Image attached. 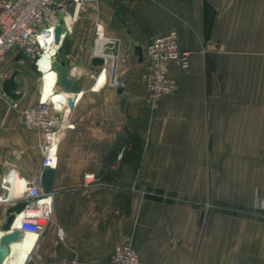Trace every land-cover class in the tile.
<instances>
[{
    "label": "crops",
    "instance_id": "0c3cea01",
    "mask_svg": "<svg viewBox=\"0 0 264 264\" xmlns=\"http://www.w3.org/2000/svg\"><path fill=\"white\" fill-rule=\"evenodd\" d=\"M61 20L53 61H64L75 100L49 165L51 219L29 250L34 262L103 264L129 239L145 264H264V0H87ZM99 22L121 39L120 53L177 29L189 67L170 64L176 92L154 107L134 53L118 67L122 91L109 85L92 63ZM49 65L17 50L1 63L7 77L19 71V87L12 99L0 79V226L40 179L46 154L12 101L43 95L67 107ZM87 172L99 181L86 182Z\"/></svg>",
    "mask_w": 264,
    "mask_h": 264
},
{
    "label": "built area",
    "instance_id": "2783aa9c",
    "mask_svg": "<svg viewBox=\"0 0 264 264\" xmlns=\"http://www.w3.org/2000/svg\"><path fill=\"white\" fill-rule=\"evenodd\" d=\"M85 1L87 0H70L66 3L62 0H0V79L7 78V74L1 70V63L11 50H17L19 55L34 59L40 65L42 57L47 55V49H54V54L47 55L51 65L59 50V43L55 42V28L60 23L59 16L65 13L71 4L78 6ZM120 46L119 37L109 36L102 22L96 24L93 54L105 60L100 67L104 71L105 81L114 88L124 86V78L118 72V67L126 66L133 53L131 46L120 53ZM142 49V64L145 66L142 80L147 88V100L155 107L164 96L176 92L178 83L169 75L170 64L177 62L181 69H187L188 53L181 50L178 31L175 28L153 37ZM12 105L18 110L25 128L43 134L46 154L42 167L51 165L56 161L54 152L62 119L68 113V107L58 109L50 97L44 98L43 95L33 104L21 105L17 100H13ZM84 179L86 182L99 181V177L93 172L85 173ZM22 199L28 201L25 209L30 210L26 211L19 229L40 235L45 231L52 212V199L45 196L40 179L29 186ZM257 205L259 206L258 203ZM63 235L60 229L59 236ZM27 261L36 264L31 255ZM37 264L86 263L73 256L45 260ZM103 264L145 263L132 242L126 239L114 246L108 260Z\"/></svg>",
    "mask_w": 264,
    "mask_h": 264
},
{
    "label": "water",
    "instance_id": "95a60500",
    "mask_svg": "<svg viewBox=\"0 0 264 264\" xmlns=\"http://www.w3.org/2000/svg\"><path fill=\"white\" fill-rule=\"evenodd\" d=\"M64 29V24L61 20L60 23L56 25L55 28V42L58 44L61 41L62 33ZM133 53L137 56L139 62L143 61V49L139 44L133 45ZM92 63L94 65H103L105 60L101 57H93ZM52 70L56 74L57 81L62 86L66 93V104L68 111L73 107L74 96L73 92V81L68 76V71L65 66L64 61L55 60L51 64ZM19 71H13L7 78L4 79L2 89L8 97L16 99L18 97L17 88L19 87L17 81V75ZM119 92L122 91V88L118 89ZM64 128V127H63ZM62 129H60L61 131ZM54 182V169L47 165L43 167V171L40 177V184L45 193L52 191ZM28 204L26 199H20L14 203L8 205L5 209L6 220L0 226L2 234L0 235V264H8L10 259V251L14 243L21 240L23 237V231L17 227H14L16 217L20 212H22Z\"/></svg>",
    "mask_w": 264,
    "mask_h": 264
},
{
    "label": "bare ground",
    "instance_id": "6f19581e",
    "mask_svg": "<svg viewBox=\"0 0 264 264\" xmlns=\"http://www.w3.org/2000/svg\"><path fill=\"white\" fill-rule=\"evenodd\" d=\"M47 51H48L47 52L48 56H51L52 54L55 53V50L51 49V48L47 49ZM47 55H46V57H42V59H47ZM103 81H104V77H103ZM2 200H6V199H2ZM24 210H25L24 212L23 211L20 212V214H18V216L16 217L14 227H17V228L21 227V222L24 218V215H25L26 211L30 210V208L24 209ZM0 232H2V230ZM38 235L39 234H37V233L23 231V237L21 238V240L14 243L12 248H11L10 259H9L8 263H10V264H24L25 260L27 261V258L30 255L29 250H30L34 240L36 239V237Z\"/></svg>",
    "mask_w": 264,
    "mask_h": 264
},
{
    "label": "trees",
    "instance_id": "16d2710c",
    "mask_svg": "<svg viewBox=\"0 0 264 264\" xmlns=\"http://www.w3.org/2000/svg\"><path fill=\"white\" fill-rule=\"evenodd\" d=\"M130 134V133H129ZM126 141V140H125ZM126 143L128 144L129 142H128V140L126 141ZM119 145V143L116 145V147ZM114 152L112 151V152H109L106 156H108V157H111V155L113 154ZM124 212L126 213V214H129V212H130V206H129V195L128 194H126V196H125V204H124Z\"/></svg>",
    "mask_w": 264,
    "mask_h": 264
},
{
    "label": "rangeland",
    "instance_id": "374dc122",
    "mask_svg": "<svg viewBox=\"0 0 264 264\" xmlns=\"http://www.w3.org/2000/svg\"><path fill=\"white\" fill-rule=\"evenodd\" d=\"M208 203L206 204V209H205V211H207V209L209 210L211 207H212V203L211 202H209V201H207Z\"/></svg>",
    "mask_w": 264,
    "mask_h": 264
}]
</instances>
